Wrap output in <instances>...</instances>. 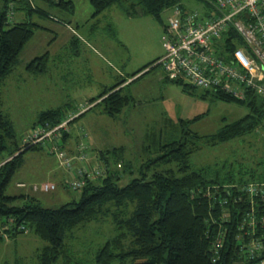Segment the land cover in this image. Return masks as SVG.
Masks as SVG:
<instances>
[{
  "label": "trees",
  "instance_id": "trees-1",
  "mask_svg": "<svg viewBox=\"0 0 264 264\" xmlns=\"http://www.w3.org/2000/svg\"><path fill=\"white\" fill-rule=\"evenodd\" d=\"M4 1V7L0 8V108L1 86L10 75L18 55L34 38L36 29L45 28L33 21V14L56 19L47 11L48 6L73 7L71 0ZM90 1L94 15L114 5L125 7L131 13L146 12L154 16L178 5L187 8L186 0ZM202 1L208 5L206 0ZM17 9H25L27 16L13 22ZM72 38L75 41L79 37L74 35ZM49 58V52H45L28 62L26 68L30 72L44 73ZM156 62L133 73L129 79L137 80L151 70L137 76L150 65L157 67ZM127 81L124 79L92 97L86 110L84 108L85 111L74 117L69 122V130H62L61 135L39 143H16L9 159L0 164V241L32 230L46 242L34 264H58L61 259L68 264L80 255L77 249L69 247V232L91 221L107 220L113 225L115 235L97 249L94 256L97 264L116 261L122 264H264V194L249 191L253 184L264 186V160L226 157L200 168H194L191 162V156L205 146H211L217 154L218 145L229 142L236 145L247 133L263 126L264 100L254 93H248L245 100H240L224 92L200 90L188 83L169 81L186 91L199 90L201 97L211 94L221 101L245 104L249 112L235 121L224 123L211 134L189 129L190 122L204 115L181 119L182 135L179 139L162 142L156 139L157 133L147 134L143 153L154 151V154L147 155L137 168L133 160H123L126 155L124 146L100 151L97 156L89 150L90 145L84 144L82 151L88 153V157L79 158L82 154L80 143H85L86 139L81 135L82 124L78 128L77 121L98 106L103 114L112 118L120 115L133 99L125 93L126 85L121 86ZM70 106L66 103L41 111L33 129L47 122L51 127L56 126L70 115L68 111L78 112V108ZM6 138L10 142L16 141L10 123L0 111V149L6 148ZM55 145L67 152V158H71L70 167L51 151ZM38 149L54 155L59 161V169L75 171V179L64 177V180L73 190L82 191L79 200L50 209L27 194L11 196L6 193L7 184L17 171L23 154ZM113 162L117 168H113ZM94 165L99 166L103 174L88 177L86 173L93 170ZM82 168L85 175L79 173ZM125 174L131 175L132 179L123 185L120 181ZM101 177L102 181L95 183ZM80 180H84V184L76 185L75 182ZM20 197L23 199L21 204L13 203ZM75 263L79 264L78 261Z\"/></svg>",
  "mask_w": 264,
  "mask_h": 264
},
{
  "label": "rangeland",
  "instance_id": "rangeland-1",
  "mask_svg": "<svg viewBox=\"0 0 264 264\" xmlns=\"http://www.w3.org/2000/svg\"><path fill=\"white\" fill-rule=\"evenodd\" d=\"M71 1L73 7L70 9L47 7L56 19L33 14V21L45 28L36 29L34 38L20 52L10 75L1 86L0 111L10 123L15 135L13 140L17 142L5 139L6 148L0 149V164L9 159L16 143L21 145L25 142L41 111L67 103L78 108L79 114L86 110L92 97L124 79L128 81L121 86L126 85L125 93L133 99L122 113L112 118L103 114L101 106H98L81 117L77 127L82 124L84 130L81 135L93 154L100 156V151L124 146L126 155L123 160H133L136 168L147 155L154 154V151L143 153L147 134L157 133L156 139L162 142L179 139L182 135L180 120H190L197 115L204 117L190 122L189 129L211 134L224 123L235 121L249 112L245 104L221 101L211 94L201 97L199 90H184L177 83L164 79L163 69L153 67L154 64L140 72L137 76L151 68L137 80L129 79L133 73L164 55L162 37L173 15L172 8L154 16L146 12L131 13L125 7L114 5L94 15L90 0ZM4 2L0 0V8L4 7ZM185 5L192 10H207L202 0H186ZM127 7L130 8L129 4ZM26 13L25 9H17L13 22L24 20ZM74 35L79 37L75 41L72 38ZM72 40L74 42L71 43ZM45 52L50 54L46 71L30 72L26 68L28 62ZM72 111L68 113H74ZM236 156L264 160V124L247 133L243 141L236 145L234 142L218 145L217 154L211 146H205L191 156V162L194 168H200L212 165L220 158ZM20 160L17 171L7 184L8 195L27 194L50 209L80 199L82 191L73 190L64 180V177L75 179V171L59 169V161L54 155L42 149L28 150ZM112 166L117 168L115 162ZM131 179V175L125 174L120 184L124 185ZM101 181L102 177L95 183ZM46 183L54 184L55 188L46 190ZM22 201L20 197L13 203L19 205ZM114 235V227L107 220L91 221L69 232V247L77 249L75 251L80 255L68 264H76L75 261L97 264L94 259L97 249ZM45 244L32 230L0 241V264H34ZM61 262L65 264L64 259L58 264ZM112 264L122 263L116 261Z\"/></svg>",
  "mask_w": 264,
  "mask_h": 264
},
{
  "label": "built area",
  "instance_id": "built-area-1",
  "mask_svg": "<svg viewBox=\"0 0 264 264\" xmlns=\"http://www.w3.org/2000/svg\"><path fill=\"white\" fill-rule=\"evenodd\" d=\"M204 12L182 8L173 9L163 35L165 53L155 65L163 69L169 81L191 84L202 90L224 92L240 100L248 93L264 100V0H206ZM78 115L70 114L56 126H36L25 137L26 143H39L68 131L69 122ZM80 143L79 158L88 157ZM87 146V145H86ZM51 151L70 167L67 152L54 146ZM95 166V165H94ZM80 175L84 169L79 170ZM99 166L86 173L101 176ZM81 186L84 180L75 182ZM45 184V189H54ZM37 189V186H35ZM252 194H264V186L251 185ZM264 263V261L262 262Z\"/></svg>",
  "mask_w": 264,
  "mask_h": 264
}]
</instances>
